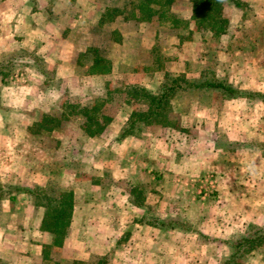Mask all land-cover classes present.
Here are the masks:
<instances>
[{
    "label": "crops",
    "instance_id": "crops-1",
    "mask_svg": "<svg viewBox=\"0 0 264 264\" xmlns=\"http://www.w3.org/2000/svg\"><path fill=\"white\" fill-rule=\"evenodd\" d=\"M46 3L50 2L0 0V129L4 133L3 137L0 135L3 146V150L0 149V264H60L73 259L86 260L94 255H109L112 249L119 252L127 247L125 243L134 256L150 260L136 264H203L205 259L209 264H216V258L228 252L229 236L264 225L261 202L246 200L250 194L264 197L263 191L257 193L259 180L253 179V174L251 177L247 172H239L254 166L247 159L243 161L247 147L239 150L233 141L231 145L229 141L218 145L214 140L193 143L186 140L184 129L155 123L142 125L138 134L134 126L131 133L119 139L113 137L110 146L113 152L108 156L105 141L100 151L101 137L110 134L107 127L94 136L80 127L83 141L98 140L96 156L81 153L80 144L76 152L73 149L71 153L52 157L51 161L44 153L31 157L20 148L31 134L39 132L37 128L34 130L37 126L34 124L43 114L52 113L49 109L64 112V104L59 102L62 96L70 97L75 87L77 92L94 94L95 86L87 82L105 79L120 63L113 54H101L102 44L95 43L92 47H97V53L107 58L109 71H89L95 52L88 45V38L87 45L82 47L74 38L76 27L72 22L67 31L63 29L65 32L61 26L55 27L51 14L56 10L53 6L43 8ZM74 9L69 11L71 17L76 12ZM95 11L94 21H98L103 10ZM62 13L66 15L67 10ZM42 16L49 20L41 23ZM120 43L121 38H114L111 45ZM39 58L45 61L44 68L36 65ZM53 80L58 81L57 85L51 84ZM97 86L102 89L98 83ZM160 86L159 83L150 91L156 92ZM96 93H99L98 99L106 100V91ZM80 96L77 104H92L88 103L87 95ZM103 109L105 107L102 113ZM118 109L117 117L122 118L123 106ZM131 112L132 109L123 116V125ZM16 144L18 152L7 149ZM253 149L258 157L260 148ZM233 156L238 162H230ZM27 160L40 162V165L27 170ZM208 173L216 175L218 198L213 205L202 203L197 193L198 179ZM51 184L58 190L72 192L66 233L59 244L54 242V232L44 226L50 206L39 191L31 188L41 187L52 193L48 189ZM235 194L242 203L241 208L231 202V197L236 200ZM243 205H247L245 212ZM249 206L255 207L254 216L247 214ZM221 208L229 212L226 224L219 222L220 214H225L220 212ZM236 212L242 217L235 219L239 215ZM186 224L189 228L182 226ZM234 224L238 226L235 229ZM201 235L211 239L202 241ZM220 241L225 244L223 251L210 248L212 243ZM205 242L204 252L201 245Z\"/></svg>",
    "mask_w": 264,
    "mask_h": 264
},
{
    "label": "rangeland",
    "instance_id": "rangeland-1",
    "mask_svg": "<svg viewBox=\"0 0 264 264\" xmlns=\"http://www.w3.org/2000/svg\"><path fill=\"white\" fill-rule=\"evenodd\" d=\"M126 0H48L43 8L53 6L56 11H52L53 25L61 26L62 32L69 29L70 23L76 27L74 38L79 40L83 47L86 44V38L90 47L95 43H101L100 53L120 59L117 70L105 79L87 82L88 85L95 86L92 94L85 93L88 103L96 100L102 101L101 109L105 107L104 112L111 119L106 127L108 133L101 137V143L105 141L106 156L112 154L113 149L110 147L112 140L119 125H123V116L131 109L145 108L144 104L146 97L140 91V87L146 89H156L160 83L166 84L171 79L184 77L186 80L196 81L204 78L223 80L235 87H238L245 93H264V1L263 0H242V6L237 7L231 3L224 4V14L227 16L229 23L227 30L219 35L211 34L208 31L193 30L189 39L179 42V38L175 35L176 30H172L161 21H138L135 19L124 20L122 16H117L114 20L99 22L94 21L95 11L98 8L105 10L106 6H121ZM173 7L177 12L184 17L190 16L189 0H175ZM75 8L74 17L69 15V11ZM47 10V9H44ZM67 10V14L62 12ZM73 14V13H72ZM50 16V18H51ZM71 17V18H69ZM48 17H46L47 19ZM41 23L47 22L42 16ZM49 20V18L47 19ZM57 21V22H55ZM57 23V24H56ZM193 20L190 21L192 27ZM65 28V30H63ZM55 29V28H54ZM116 30V32H112ZM121 38V43L114 46L111 45L112 39ZM159 47L161 54L157 56L154 47ZM23 52V51H22ZM84 57V56H83ZM82 57V58H83ZM40 68H44L45 61L41 58L35 61ZM83 64V63H82ZM49 67V65H48ZM8 69V66L5 67ZM50 69V67H49ZM48 69V70H49ZM83 69V65H82ZM82 69L79 68L81 75ZM55 74V73H54ZM51 77V74H49ZM82 76V75H81ZM83 78V77H81ZM52 85H57V80H53ZM57 81V82H56ZM98 85L102 86L103 93L106 91V100H101L96 97L99 90H102ZM134 88V89H133ZM136 88V89H135ZM96 90V91H95ZM137 91L134 93V91ZM71 95L62 96L61 102L64 104L62 108L65 111L63 117L60 113H56V108L49 109L50 114L57 115L59 122L54 127V130H42L38 127L39 132L29 136V141L20 148L24 149L26 154L34 157V154H46L48 159H55L58 155L71 153L78 144L81 153L96 154L98 153V140L94 142L83 141L80 136V127L82 117L78 113L71 111V105L77 104L81 100L80 91L77 92L76 87L71 89ZM68 95V94H67ZM255 95V94H253ZM123 106L125 111L122 118L117 117L118 108ZM102 110V111H103ZM165 119L170 122V125L184 129L187 139L194 143H203L214 140L217 144L237 145V149L247 147V155L243 158L249 163H254L248 171H239L240 174H252L255 180H259V188L257 193H264V98L260 96H235L227 97L220 93L217 89L211 87H189L182 91L175 92L164 107ZM126 113V114H125ZM40 116V115H39ZM38 116V117H39ZM41 118V117H40ZM161 119V118H159ZM153 121H156L153 119ZM1 123V121H0ZM157 122L138 121L135 124L136 133L141 130L142 125H154ZM140 125V126H139ZM37 128L34 127V130ZM31 132V131H30ZM222 133V135H221ZM0 135L4 136L0 129ZM1 137V138H2ZM227 138V140H225ZM96 139V138H95ZM232 139V140H229ZM58 141V142H57ZM65 141L67 142L64 144ZM233 141V142H232ZM63 143V144H62ZM56 144V145H55ZM13 146V145H12ZM8 146L10 152H18V145ZM194 146V145H193ZM3 146L0 145V149ZM191 148H195L192 147ZM260 148V155L253 153ZM3 150V149H1ZM0 150V152H1ZM245 150V149H243ZM192 151V150H191ZM237 151V150H236ZM102 152V151H101ZM203 155H206V153ZM209 152V151H207ZM210 154V152H209ZM208 156V155H207ZM237 158L231 157L230 162L236 163ZM81 162V161H80ZM60 165V161H58ZM48 164H50L48 160ZM40 162L27 160L25 166L27 170L39 167ZM36 166V167H35ZM245 174V175H246ZM259 178L256 179V177ZM252 181V180H250ZM256 185V184H254ZM35 189L34 186L31 187ZM260 189V190H259ZM39 195H42L41 193ZM233 195V193H232ZM238 194H235V199ZM264 194H262L263 196ZM243 196V195H240ZM44 199L43 196H41ZM218 198V193H212L206 198H202V203L215 204ZM261 204L264 208V197L261 199L259 194H250L246 198ZM243 201V200H241ZM231 202L234 207L242 206V203L231 197ZM255 203V204H256ZM254 204V205H255ZM252 205V204H251ZM254 207V206H253ZM245 212L247 205L242 207ZM221 208L220 212H223ZM220 214V221L226 224V219L229 217L228 211ZM242 212V211H241ZM238 217H242L240 212ZM249 216L255 215V207L249 206ZM232 216V212L230 214ZM153 217V216H152ZM230 218V217H229ZM221 224V223H220ZM184 228H189L186 224ZM222 226L220 225L219 228ZM234 229L238 226L233 225ZM241 228V227H240ZM224 229V228H223ZM222 231L224 232V230ZM238 232H234L231 239ZM239 235V233H238ZM201 235L202 241L211 238ZM212 243L210 248L214 251H223L225 244ZM128 247L127 243H125ZM202 251H206L203 247ZM119 252L113 249L109 255H105L104 264H136L143 261L150 262L149 259H140L139 256H134L127 249ZM209 248V249H210ZM208 249V250H209ZM210 251V250H209ZM209 253V252H208ZM222 253V252H221ZM264 245L258 248L254 253L246 257V264H264ZM117 255V256H116ZM224 257L216 258V264H219ZM213 262V261H212ZM211 262V263H212ZM203 264H209V260L205 259Z\"/></svg>",
    "mask_w": 264,
    "mask_h": 264
},
{
    "label": "trees",
    "instance_id": "trees-1",
    "mask_svg": "<svg viewBox=\"0 0 264 264\" xmlns=\"http://www.w3.org/2000/svg\"><path fill=\"white\" fill-rule=\"evenodd\" d=\"M175 0H126L121 6H106L105 10L101 12L99 22L114 20L117 16H122L124 20L135 19L138 21L152 22L161 21L169 28L175 31L179 42L189 39L193 30L208 31L211 34L219 35L226 32L229 20L224 14V4L231 3L234 6H242V0H189L190 2V16L184 17L177 12L173 7ZM193 20L192 27L190 21ZM112 32H116L113 30ZM95 52L92 59V64L89 71H109V61L101 54L97 53V47H92ZM155 54L160 55L159 47H154ZM160 53V54H159ZM211 87L217 89L220 93L227 97L235 96H260V92L245 93L238 87H235L223 80L204 78L201 80L190 81L184 77H177L171 79L168 83L162 84L156 92H151L149 89L140 87L146 99L145 108L133 109L130 113L129 119L123 125L114 138H121L134 129L138 121L143 122H157L169 124L165 119L164 107L169 98L177 91L185 90L189 87ZM134 89V88H133ZM136 89V88H135ZM137 92L136 90L134 93ZM102 101L95 100L90 105L72 104L71 111L78 113L82 117V130L90 136L99 134L108 124L111 117L108 114L101 112ZM65 116V111L61 113ZM161 118V119H159ZM155 119L156 121H153ZM59 117L54 114H43L34 125L37 129L53 128L59 122ZM172 126V125H170ZM39 127V128H38ZM52 193H48L45 188L35 187L34 191L42 192V195L49 207L47 211V218L44 226L50 231L54 232V242L59 244L61 238L66 233L67 222L69 220L71 206H72V192L71 190H63L52 185L48 187ZM44 190V191H43ZM58 191V192H57ZM228 252L219 264H246V257L254 253L258 248L264 245V225L258 227H250L248 231L237 235L229 240H226ZM264 255V254H263ZM105 257L94 255L89 259H73L69 262H62L60 264H104ZM59 264V263H58Z\"/></svg>",
    "mask_w": 264,
    "mask_h": 264
},
{
    "label": "built area",
    "instance_id": "built-area-1",
    "mask_svg": "<svg viewBox=\"0 0 264 264\" xmlns=\"http://www.w3.org/2000/svg\"><path fill=\"white\" fill-rule=\"evenodd\" d=\"M216 190V175L208 173L198 179L197 193L200 197L205 198L214 193Z\"/></svg>",
    "mask_w": 264,
    "mask_h": 264
}]
</instances>
